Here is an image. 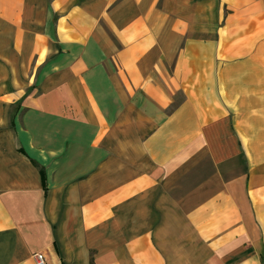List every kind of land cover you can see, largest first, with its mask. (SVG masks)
I'll list each match as a JSON object with an SVG mask.
<instances>
[{
	"label": "crops",
	"instance_id": "0c3cea01",
	"mask_svg": "<svg viewBox=\"0 0 264 264\" xmlns=\"http://www.w3.org/2000/svg\"><path fill=\"white\" fill-rule=\"evenodd\" d=\"M264 264V0H0V264Z\"/></svg>",
	"mask_w": 264,
	"mask_h": 264
},
{
	"label": "built area",
	"instance_id": "2783aa9c",
	"mask_svg": "<svg viewBox=\"0 0 264 264\" xmlns=\"http://www.w3.org/2000/svg\"><path fill=\"white\" fill-rule=\"evenodd\" d=\"M36 264H47L46 258L43 254H36L35 255Z\"/></svg>",
	"mask_w": 264,
	"mask_h": 264
}]
</instances>
